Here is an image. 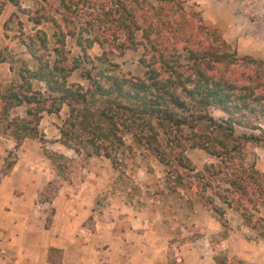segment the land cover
Returning a JSON list of instances; mask_svg holds the SVG:
<instances>
[{"label": "trees", "instance_id": "trees-1", "mask_svg": "<svg viewBox=\"0 0 264 264\" xmlns=\"http://www.w3.org/2000/svg\"><path fill=\"white\" fill-rule=\"evenodd\" d=\"M83 3L89 9V25L99 31L97 36L84 38V45L76 36L80 54L68 62L63 53L66 33L51 19L54 31L50 48L42 31L30 37L27 49L37 63L35 69L23 68L21 82L10 83L0 96L2 114L24 103L26 116H31L11 123L15 140L22 138L18 131L36 137L34 126L41 112L56 114L62 105L67 111L58 127L61 144L75 152L81 145L87 149V156L102 155L110 160L112 151L123 145L119 130L128 133L135 144L150 143L156 151V128L164 135L177 132L170 141L173 143L180 141L182 126L202 124L209 135L191 130L185 139L213 156L215 162L204 164L188 186L220 219L224 205L238 211L251 228L264 222L258 216L257 222L251 223L252 213L264 210V173L253 164L235 162L243 159L240 152L244 145L264 143V61L231 51L215 29L202 22L197 10L184 5V0H156L155 4L148 0H59L60 17L79 16ZM109 31L121 39L115 45L120 48L118 54L124 49L142 48L138 61L144 72L140 77L121 72L110 60L114 46H104V33ZM68 34L74 36L73 32ZM93 42L101 52L89 56L86 49ZM46 48L54 55L51 64L38 52ZM75 69L86 81L85 86L67 81ZM28 78L43 82L47 94L31 90ZM209 106L220 109L226 117L214 120L205 112ZM235 125L250 131L235 134ZM13 161L5 159L7 169ZM175 161L176 170L194 171L182 155L176 154Z\"/></svg>", "mask_w": 264, "mask_h": 264}, {"label": "rangeland", "instance_id": "rangeland-1", "mask_svg": "<svg viewBox=\"0 0 264 264\" xmlns=\"http://www.w3.org/2000/svg\"><path fill=\"white\" fill-rule=\"evenodd\" d=\"M20 4L17 5V13H13L9 17V22L18 31V39L23 40L26 36L25 32L28 31V27H32L27 22L26 18H39L40 30L44 31L47 35V48H50L54 31L51 19H54L61 25V30L66 33L63 38V53L69 62L73 57L80 54V49L75 42L76 36L80 37L82 42L84 38L92 39L98 34L99 31L92 27L88 23L86 4L80 5L79 16L71 17L67 16V19H62L59 13L62 10H58L59 0H20ZM150 3L155 4L156 0H148ZM1 5V2H0ZM186 7H191L197 10L200 14L201 20L206 25L215 29L220 38L225 40V37L233 38L240 28H246V35L249 29L246 26L259 25L264 23V0H184ZM19 18H22L20 20ZM214 18L218 21L220 29L212 24L209 19ZM7 25V24H6ZM22 28L24 30L22 31ZM33 28V27H32ZM73 32L74 36H70L68 33ZM109 34V35H108ZM115 32H105L104 38L106 43L104 46L112 47V53L109 54L110 60L118 65V68L123 73H129L132 77H140L144 72V67L139 63L138 59L141 55L142 48L137 46L132 49H124L122 53L118 54V50L115 45L119 42V35ZM85 43L82 42V45ZM228 47L231 51L236 50V45L233 42H228ZM40 51L41 58L47 60L51 64L54 55L50 50ZM89 56L98 55L101 52L100 47L96 42L86 49ZM238 55H241L237 52ZM33 64L28 67L27 64H17L16 68H27L33 70L36 67V62L30 60ZM78 69L73 70L67 77L68 82H78L83 86L86 85V81L81 79L78 75ZM31 90H37L43 95L47 94L45 85L44 90L41 91L42 85L32 78H28ZM37 80V79H36ZM39 81V80H38ZM16 84L17 82H13ZM7 84H0V88H4ZM53 94V93H52ZM33 108V107H32ZM61 111L54 117H44L41 120L43 126L55 125L56 129L61 124L64 114H66L67 108L65 105L61 106ZM208 116H211L214 120L220 121L224 119L226 115L218 108L209 106L205 109ZM0 114V123L2 128H10V133L15 135L13 124L17 121L9 122L6 117H2ZM57 116V119L55 118ZM23 120L31 119L30 117H24ZM22 120V119H19ZM13 123V124H11ZM33 126V124H31ZM264 129V125L261 126ZM35 128L36 137H31L36 143H32L33 148L37 149V152L42 153L50 161L58 166L59 177L63 180L68 179L69 172L73 169H77L78 164H81L87 157L86 150L83 146L78 145V151L74 153L79 154L73 162L59 159L58 154L52 151L53 139L55 135L52 126L46 127V132L43 133L42 129ZM191 130L196 134L210 133L206 130L202 124H196L194 128L182 126L180 132L182 137L180 141H174L171 143L172 136L177 132H171V135H164L161 129L156 128V141L158 149L154 151L152 144L142 143L135 144L131 136L128 133H122L123 145L118 149L112 151V159L97 155L100 157L95 161V166L98 165L102 172L107 174V179L98 187V193L93 198V211L95 215H116L114 211L116 206L120 202L123 204L128 203V207L133 206L134 211L138 212L140 216H148L149 218H160L163 221V230L166 229L167 239L161 241L165 244V251L168 264H205L202 263L204 257L210 254V250L216 252L215 263H222L226 260V256L230 257L227 264H242L241 261L234 258V252L238 249L239 240H252L255 238V232L259 235L264 233V222H258L254 227L255 230H246L238 225L239 220L244 222V219L238 211H234L231 208H227L224 205V214L221 219L208 207H206L200 199L196 196V191L193 187H189L188 183L196 180V172L202 170L204 164L215 162V158L204 150L198 147H192L186 135L190 134ZM250 130L243 126H234V133L240 134L241 132L248 133ZM256 132V131H254ZM25 134L23 131H18L17 134ZM47 136L48 139H45ZM41 137V138H40ZM176 138V137H174ZM59 140V139H58ZM20 140L16 142L19 143ZM50 141V142H49ZM60 142V141H59ZM61 143V142H60ZM70 144L77 145L76 142L71 141ZM175 144H178L176 146ZM259 144H246L241 149V156L243 159H238L235 162H242L243 165L253 164L255 167L254 149ZM32 145L30 146L32 152ZM63 145V144H62ZM64 146V145H63ZM16 147V146H15ZM180 148L182 150H180ZM176 154H180L186 158L190 167L194 171L181 169L178 167L176 170ZM97 157L96 155H91ZM259 156V155H258ZM15 151H9L6 155L8 160L14 159ZM260 168H264V152L260 154ZM258 157V158H259ZM6 166L0 169V200L12 201L14 199L21 200L20 197L24 192L17 189L11 184H2L3 175L6 173ZM176 170V171H175ZM258 170V169H256ZM99 174V173H98ZM57 180L49 179L44 185L41 193L32 198L31 201L35 204L39 202L41 198H49L52 195L53 189L56 186ZM224 185H221L223 188ZM210 191L207 190V193ZM23 197H29L24 195ZM215 202L219 201L215 199ZM108 205V212H106L105 205ZM263 210V209H260ZM259 210V211H260ZM115 212V213H114ZM108 213V214H107ZM126 214V213H124ZM260 216L259 212H253L251 216V223L257 222V217ZM261 217V216H260ZM92 215L88 220L91 221ZM263 218V217H261ZM264 219V218H263ZM88 228L91 226L87 224ZM237 247V248H236Z\"/></svg>", "mask_w": 264, "mask_h": 264}, {"label": "crops", "instance_id": "crops-1", "mask_svg": "<svg viewBox=\"0 0 264 264\" xmlns=\"http://www.w3.org/2000/svg\"><path fill=\"white\" fill-rule=\"evenodd\" d=\"M0 2V84H7L0 88L1 96L10 83L21 82L19 74L22 68H16V65L26 63L29 67L33 64L30 60L34 59L28 52L27 44L30 37L33 39L36 32L42 30L39 18L27 16L26 20L33 28L28 27L30 32H25L27 34L23 40L18 39L19 31L8 20L13 13L18 14V4L23 7L21 1ZM209 21L220 29L216 19L211 18ZM246 27L249 29L247 35L246 28H240L233 38L225 37V41L233 42L236 52L241 55L264 61V23ZM42 32L47 40L46 33ZM34 80L42 85L43 91L44 83ZM25 109L26 104L20 103L2 114L0 99V114L9 122L14 117L18 118L16 121L26 117ZM61 109L56 114L59 115ZM56 114L41 112L36 128H41L45 133L46 127L52 126L56 131L52 137L51 150L58 154L59 159L73 162L80 155L59 142L55 125L49 122V126L45 127L41 124L44 117H54ZM5 129L0 123V169L9 151H15V157L3 175L1 185L11 184L24 193L20 196L21 200H0V264H168L165 244L161 243L167 239L166 229L163 230L160 218L140 216L133 206L128 207V203L122 202L116 206L114 216L95 215L94 195L108 177L98 165L95 166V161L101 163L100 157H87L78 164L77 169L69 172L68 179L63 180L59 177L58 166L38 153L37 149L40 148H33L32 143H36L34 139L22 133L16 145L10 128ZM44 138L48 139L47 136ZM31 145L33 151L29 152ZM263 152L264 144L254 149L255 167L262 173L264 168H260L259 156ZM51 178L57 180L52 195L34 204L31 199L41 193ZM105 207L106 212L112 210L107 204ZM259 213L264 218V210ZM90 215L92 218L88 222ZM87 224L91 226L88 228ZM239 224L246 230H255L243 224L242 220H239ZM215 253L210 250L202 263L227 264L230 259L228 256L222 263H215ZM233 255L245 264H264V235L255 232L254 239L239 240L238 249Z\"/></svg>", "mask_w": 264, "mask_h": 264}]
</instances>
